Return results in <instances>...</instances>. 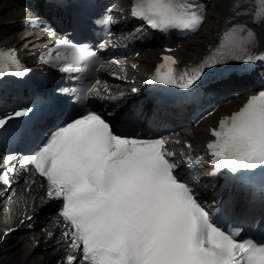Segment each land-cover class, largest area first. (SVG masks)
<instances>
[{
  "label": "snow or ice",
  "instance_id": "1",
  "mask_svg": "<svg viewBox=\"0 0 264 264\" xmlns=\"http://www.w3.org/2000/svg\"><path fill=\"white\" fill-rule=\"evenodd\" d=\"M51 3L57 10L68 7L65 0ZM254 4L253 13L244 0H233L230 20L218 34L211 55L185 70L176 67L172 56L164 55L147 83L191 92L209 70L223 71L232 62H264V52L254 55L252 51L264 44V34L251 26L264 24V0ZM206 13L204 0H133L130 8L131 17L165 33L197 30ZM97 16L95 24L113 23L110 8ZM241 16H248L250 23L240 22ZM41 22V17L32 21ZM46 31L55 37L58 29L46 24ZM106 34L111 35L110 29ZM112 45L108 40H77L65 32L41 59L64 73L80 71L82 66L98 71L97 66L105 69L110 63L99 50ZM28 72L15 49L0 50V80ZM100 83L95 79L80 89L58 88L66 98L75 97L76 111L46 132L28 122L34 112L31 107L0 115V135L37 140L28 154L6 157L0 182L11 188L16 175L13 160L24 171L46 179L47 198L60 202L57 244L66 249L64 264H264V88L210 129L214 138L207 142L204 155L195 161L189 158L193 171L208 156L212 178L223 176L225 184L252 185L243 223L234 221L229 226L223 202L209 203L197 195V178L181 174L183 160L177 156L186 154L170 151V141L162 135L125 130L135 115L119 109L122 96H101ZM93 100L111 101L112 108L90 107ZM48 236L55 234L49 231Z\"/></svg>",
  "mask_w": 264,
  "mask_h": 264
},
{
  "label": "bare ground",
  "instance_id": "2",
  "mask_svg": "<svg viewBox=\"0 0 264 264\" xmlns=\"http://www.w3.org/2000/svg\"><path fill=\"white\" fill-rule=\"evenodd\" d=\"M212 3L215 4L216 7V18L217 22L211 26L212 31V42L211 44H208L206 49H209V46L214 47L215 44L218 42V34H222V32L225 30L227 23L230 20V16L232 14V6H233V0H211ZM239 2V0H237ZM246 3V0H244ZM0 3L4 6H0V15L2 16V13L6 12L9 7H12L13 5L8 0H0ZM248 4V3H246ZM9 11H7L8 15L7 17L0 18V42L2 45L12 46L16 49H19V52L22 56H26L27 59L32 60L36 54V49L38 48V44L42 41V36L35 30H26L24 33L19 34L17 32H12L10 29L12 27H21V19L25 15L22 14L20 11H12L9 8ZM5 13V14H7ZM240 22L242 23H250L248 16H241L238 18ZM233 23L235 21H232ZM257 29V32L259 34H264V24H256L254 25ZM13 35V36H11ZM9 38L7 39V37ZM24 42V44H21ZM190 44V43H189ZM189 44L186 45L184 51L180 54L181 56L183 53L188 49ZM199 45V44H198ZM201 46V44H200ZM254 54L261 53L264 51V44H261L254 48L253 50ZM210 50H208L206 53H209ZM149 56L151 60L158 59L156 55L152 52H145ZM183 58V56H182ZM199 59V56L197 58H193L191 60H188V62L197 61ZM134 63L137 61H141L140 68H144L143 57L133 58L132 59ZM132 62H130L131 64ZM139 75V72H137ZM231 108V106L226 107V109ZM204 133V132H202ZM34 192L37 193V189L34 188ZM21 206L17 207L16 203L17 201L13 203L7 204V199L2 198V195H0V240H2V232L5 229H9L12 226H15L18 224V222L21 221L23 215L22 213L26 211V215L30 214L31 210H29L30 205L28 204L27 207H24V203L22 200H20ZM35 211V210H34ZM27 223L22 224L20 231L14 233V239L12 238V235L6 236L4 241L2 240V243L0 244V252H2L7 245L11 246V249L8 248L6 250V256L3 258L2 263L3 264H20L22 261V264H53L54 259L59 258L58 255H53V252H51L49 249H45L44 246L40 245L38 248L34 250V245L32 244L31 240H26V226ZM55 248V246H53ZM12 249L17 250L15 254H12ZM24 250L26 255L18 256V252ZM33 251V253H31ZM10 252V253H9ZM36 252L39 253L36 255ZM2 258V257H1ZM24 258V259H23ZM31 261V262H28Z\"/></svg>",
  "mask_w": 264,
  "mask_h": 264
},
{
  "label": "rangeland",
  "instance_id": "3",
  "mask_svg": "<svg viewBox=\"0 0 264 264\" xmlns=\"http://www.w3.org/2000/svg\"><path fill=\"white\" fill-rule=\"evenodd\" d=\"M1 5H2V3H0V6ZM2 6H4V5H2ZM8 11H9V9H8ZM215 11L216 10L214 8V5L212 4L211 7L209 8L210 19H208V21L206 22L202 32L198 33V35L190 42L188 49L183 53V55H186V58H185L186 61L191 60L193 58H197L200 54H202L205 51L207 44L209 42H212V39H209L208 37L210 36V33H211V30H210L211 25L215 24L217 21V19L215 17L216 16ZM4 15H8V14H2V16H4ZM0 18L2 19L1 15H0ZM13 31H19V30L17 28H14ZM202 34H204V36H202ZM11 36H13V35H11ZM211 37H212V35H211ZM8 38H9V36L7 37V39ZM200 44H201V46H200ZM180 60H182V59H180ZM7 247L11 249L10 245H7ZM17 250H19V249H17ZM17 250L12 249V251H11L12 254H15V252H17ZM5 253H6V250H3L2 252H0V264H3L2 260L5 257ZM17 255L18 256L26 255V253L24 250H21L18 252ZM28 262H31V261H28ZM11 263H9V264H11ZM20 264H22V261L20 262Z\"/></svg>",
  "mask_w": 264,
  "mask_h": 264
}]
</instances>
